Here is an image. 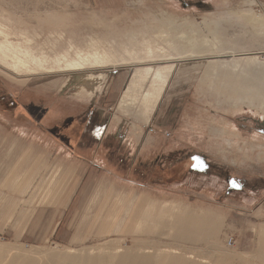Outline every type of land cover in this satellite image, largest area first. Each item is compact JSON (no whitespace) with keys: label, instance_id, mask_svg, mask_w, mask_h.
<instances>
[{"label":"rangeland","instance_id":"obj_1","mask_svg":"<svg viewBox=\"0 0 264 264\" xmlns=\"http://www.w3.org/2000/svg\"><path fill=\"white\" fill-rule=\"evenodd\" d=\"M169 64L151 116L119 104L135 66ZM0 112L59 155L39 174L0 163L3 256L140 238L186 264H264V0H0ZM54 139H102V168L67 171ZM183 219L212 231L175 245Z\"/></svg>","mask_w":264,"mask_h":264},{"label":"bare ground","instance_id":"obj_2","mask_svg":"<svg viewBox=\"0 0 264 264\" xmlns=\"http://www.w3.org/2000/svg\"><path fill=\"white\" fill-rule=\"evenodd\" d=\"M8 2H25V0H8ZM8 7L11 8L10 5ZM13 68L17 70L16 67ZM172 68V64L156 67L150 65L135 66L120 97L119 104L122 107H131L137 103L142 115L153 112L167 84ZM228 76L230 77V75ZM241 84H244V82L238 81V85ZM139 219L141 220L142 218ZM114 223L115 220L107 222L106 233L118 232L113 229L115 228L113 227L115 226ZM174 227L176 233L173 234L174 236H169V238L175 237L176 245V241L193 242L197 238V231L199 230L201 233L209 234L213 225L211 221L210 223L205 220L191 222L189 219H183L182 222L174 224ZM157 240V242H153V239L134 238L132 239L133 247L131 248H124L115 243H109L106 246L92 247L91 249L84 248L80 252L71 249L62 254L53 252L54 254L51 253L52 255L44 256V258L27 257L26 254L21 258L0 254V264H186L183 261V263L179 262L181 261L182 254L180 253L182 252L179 251L177 246V248H174L173 245L163 244L162 241ZM185 254H188L187 257L189 258H194L192 252Z\"/></svg>","mask_w":264,"mask_h":264},{"label":"crops","instance_id":"obj_3","mask_svg":"<svg viewBox=\"0 0 264 264\" xmlns=\"http://www.w3.org/2000/svg\"><path fill=\"white\" fill-rule=\"evenodd\" d=\"M5 114L8 115L10 113L7 112ZM152 114L153 112L149 116ZM20 120L22 121V127L20 129L21 131H19V129H15L14 127H10L7 122L5 123L6 125L0 124V163H5L7 168L10 165L13 166V171L22 167V170L25 169L30 171V173L38 174L44 171L46 163H58V161H54V159L50 160V158H59V155H47V146H51V144H47L45 138H30L29 131L31 127L30 124L26 122L29 121V116L27 115L26 121L23 118H20ZM24 125L26 127H24ZM38 130L41 131L40 129ZM85 141H82L81 139L74 141L69 140V145L58 144L59 142H57L55 139L51 141L53 144H55L53 145L54 147L65 146L68 148V153L70 156L68 157L67 155V158L70 166H68L67 171L70 172L73 168H75V170L78 168L82 169L83 163L86 165L85 169L89 170V168H92V165H96L94 162H97V158L103 155V149L101 150L100 141H97L98 143H94L92 141L89 142L88 140ZM82 146H85V148L89 147V149H87L88 151H85V153L88 155L87 157H81L82 155L77 150L78 147L81 148ZM135 152L136 151H134V153ZM96 167L99 168L100 166L96 165Z\"/></svg>","mask_w":264,"mask_h":264},{"label":"built area","instance_id":"obj_4","mask_svg":"<svg viewBox=\"0 0 264 264\" xmlns=\"http://www.w3.org/2000/svg\"><path fill=\"white\" fill-rule=\"evenodd\" d=\"M150 131H154L153 129H150ZM231 242V239H229V241H228V243H230Z\"/></svg>","mask_w":264,"mask_h":264},{"label":"snow or ice","instance_id":"obj_5","mask_svg":"<svg viewBox=\"0 0 264 264\" xmlns=\"http://www.w3.org/2000/svg\"><path fill=\"white\" fill-rule=\"evenodd\" d=\"M198 159V158H197Z\"/></svg>","mask_w":264,"mask_h":264},{"label":"trees","instance_id":"obj_6","mask_svg":"<svg viewBox=\"0 0 264 264\" xmlns=\"http://www.w3.org/2000/svg\"><path fill=\"white\" fill-rule=\"evenodd\" d=\"M102 131V130H101Z\"/></svg>","mask_w":264,"mask_h":264}]
</instances>
